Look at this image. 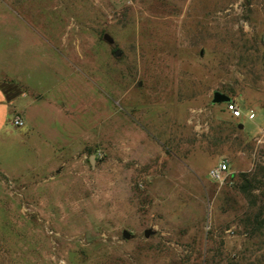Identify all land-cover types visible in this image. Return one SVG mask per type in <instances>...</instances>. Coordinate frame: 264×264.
<instances>
[{
    "label": "rangeland",
    "instance_id": "obj_1",
    "mask_svg": "<svg viewBox=\"0 0 264 264\" xmlns=\"http://www.w3.org/2000/svg\"><path fill=\"white\" fill-rule=\"evenodd\" d=\"M2 76L0 264H264V0H0Z\"/></svg>",
    "mask_w": 264,
    "mask_h": 264
},
{
    "label": "crops",
    "instance_id": "obj_2",
    "mask_svg": "<svg viewBox=\"0 0 264 264\" xmlns=\"http://www.w3.org/2000/svg\"><path fill=\"white\" fill-rule=\"evenodd\" d=\"M0 79L1 80L6 79L8 81L16 82V80L12 77L2 76L0 77ZM18 85L20 86L18 92L12 95H9V96H6V94L0 87V134H2L0 136L2 137H6L9 134H11L8 131V128H9L8 126H15L10 121L13 114H19L22 117L23 122L28 121V108L30 104L33 102V100L32 99L26 100L25 99V96L27 95L26 91L21 88V84L18 83ZM117 126H118V123H117V120H115L114 127L116 128V131H115L116 135H117V129H118ZM15 127H19V126H15ZM112 127H113V124H112ZM86 142L87 140L83 142L81 145H85Z\"/></svg>",
    "mask_w": 264,
    "mask_h": 264
},
{
    "label": "built area",
    "instance_id": "obj_3",
    "mask_svg": "<svg viewBox=\"0 0 264 264\" xmlns=\"http://www.w3.org/2000/svg\"><path fill=\"white\" fill-rule=\"evenodd\" d=\"M225 108L230 112L232 116H239L241 111L238 105L231 99L225 100ZM253 111L248 110L247 117H252ZM11 123L15 126H21L23 124V119L19 114H13ZM228 160L224 157H220L214 163H212L207 169V175L210 179L218 183H226L230 181V172L228 169Z\"/></svg>",
    "mask_w": 264,
    "mask_h": 264
},
{
    "label": "water",
    "instance_id": "obj_4",
    "mask_svg": "<svg viewBox=\"0 0 264 264\" xmlns=\"http://www.w3.org/2000/svg\"><path fill=\"white\" fill-rule=\"evenodd\" d=\"M102 38L104 40H106L108 43H112L113 42V38L112 36L104 31L102 32L101 34ZM120 53H121V49L119 47H114L112 49V54L117 57L118 59L120 58ZM230 99V96L218 89H214L212 91V96H211V100L212 101H225V100H229ZM239 126H241V123H239ZM90 159L92 160V155L90 156ZM153 230L150 228V227H146L143 229V235L144 236H147L149 233H151ZM121 235L122 237L124 238H128L131 236V233L126 229V228H122L121 229Z\"/></svg>",
    "mask_w": 264,
    "mask_h": 264
},
{
    "label": "trees",
    "instance_id": "obj_5",
    "mask_svg": "<svg viewBox=\"0 0 264 264\" xmlns=\"http://www.w3.org/2000/svg\"><path fill=\"white\" fill-rule=\"evenodd\" d=\"M0 87H1V89L4 91V93L6 94V96H9V95H12V94H14V93H16V92H18V89H16L15 88V90L14 89H11L10 87H8L7 86V88H8V91H6V83L3 81V82H0ZM6 92H10V94L9 95H7V93ZM246 187V185L244 184V185H242V189H244Z\"/></svg>",
    "mask_w": 264,
    "mask_h": 264
}]
</instances>
